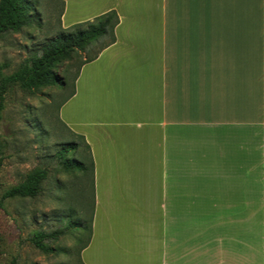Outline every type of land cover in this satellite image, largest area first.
Returning <instances> with one entry per match:
<instances>
[{
  "label": "crops",
  "instance_id": "0c3cea01",
  "mask_svg": "<svg viewBox=\"0 0 264 264\" xmlns=\"http://www.w3.org/2000/svg\"><path fill=\"white\" fill-rule=\"evenodd\" d=\"M59 2L119 18L60 109L94 163L83 264H264V0Z\"/></svg>",
  "mask_w": 264,
  "mask_h": 264
},
{
  "label": "rangeland",
  "instance_id": "374dc122",
  "mask_svg": "<svg viewBox=\"0 0 264 264\" xmlns=\"http://www.w3.org/2000/svg\"><path fill=\"white\" fill-rule=\"evenodd\" d=\"M24 1L30 6L33 25L1 37L0 77L12 75L23 62L40 55L64 30L59 0ZM106 42L77 51L54 66L64 87L56 82L27 91L12 85L5 95L0 114V264H80L94 191L90 171L82 175L73 166L76 153L70 151V144H78V153L85 150L62 123L60 109L83 61ZM36 169L48 172L38 196L2 199L8 189L22 184ZM259 217V210H253V218ZM80 224L82 229H78ZM258 228L253 224V232ZM39 233L46 235L42 250L33 242Z\"/></svg>",
  "mask_w": 264,
  "mask_h": 264
},
{
  "label": "trees",
  "instance_id": "16d2710c",
  "mask_svg": "<svg viewBox=\"0 0 264 264\" xmlns=\"http://www.w3.org/2000/svg\"><path fill=\"white\" fill-rule=\"evenodd\" d=\"M118 23L119 18L116 12L110 11L95 18L91 22L77 24L68 29H64L57 38L43 47L40 55L34 56L23 62L12 75L0 77V114L4 109L5 95L12 85H17L22 90L27 91H37L41 88L56 85L58 82L61 87H64L65 82L57 78L58 76L54 73V66L60 60L69 58L75 52L82 51L101 40L107 39V42L102 45L91 58L85 59L81 66L96 59L103 49L115 42L114 30ZM32 25L33 18L28 2L24 0H0V39L6 33H19L24 28H31ZM75 138L82 142L85 153H83V151L78 153L79 147L77 143L74 142L70 144V151L76 153L73 166L79 172H82V175H87L88 171H90L93 184L94 163L90 147L83 137L77 136ZM66 151H68V149ZM64 166L67 167V164H64ZM47 176L48 172L45 169H36L32 171L26 176V180L22 184L8 189L3 194L2 199L16 197L35 198L38 196L41 185L43 181L46 180ZM90 218L88 239L81 251L90 240L93 213ZM78 229H82L81 224ZM45 238L46 235L41 233L35 236L33 242L37 248L43 249L41 241ZM79 262L83 264L81 259Z\"/></svg>",
  "mask_w": 264,
  "mask_h": 264
}]
</instances>
